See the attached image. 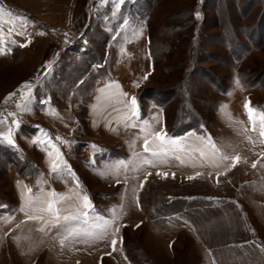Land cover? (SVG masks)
I'll list each match as a JSON object with an SVG mask.
<instances>
[{
    "label": "rangeland",
    "instance_id": "obj_1",
    "mask_svg": "<svg viewBox=\"0 0 264 264\" xmlns=\"http://www.w3.org/2000/svg\"><path fill=\"white\" fill-rule=\"evenodd\" d=\"M0 9V264H264V0H0ZM158 132L183 151L153 157ZM209 138L221 156H240L235 167L219 156V169L201 163ZM52 192L58 222L26 207ZM84 195L86 222L65 221ZM196 196L222 197L238 215L202 204L186 205L204 212L190 221L166 215L184 208L167 201ZM207 231L212 249L222 245L213 254Z\"/></svg>",
    "mask_w": 264,
    "mask_h": 264
},
{
    "label": "snow or ice",
    "instance_id": "obj_2",
    "mask_svg": "<svg viewBox=\"0 0 264 264\" xmlns=\"http://www.w3.org/2000/svg\"><path fill=\"white\" fill-rule=\"evenodd\" d=\"M2 11H3V9H0V12H2ZM197 18H199L198 14H197ZM21 19L24 20V18H21ZM2 22H3L2 19H0V23H2ZM25 23H26V21H25ZM20 46L24 47L26 45L21 44ZM0 54H2V53H0ZM145 79H147V77H145ZM235 82L237 84H239L238 79ZM22 87L25 89H29V94H30V85L29 84L26 83V84L22 85ZM109 87H111V85H109ZM131 106H132V115L135 116L137 114V111H136L137 101H136L135 97H133L131 100ZM17 107L19 108L20 105H17ZM244 108L247 112L249 122L252 123V131H256V117H255L254 109L247 102L245 103ZM0 122H2V121H0ZM13 123L16 124L17 127H19L18 122L13 121ZM259 126H260L259 127V137L261 138V142L264 143V113L259 115ZM3 139H6L8 144L12 145L13 140H12L11 131H9L8 135L6 137H3ZM155 140L158 141L159 143L157 144V146L154 149L151 150V155L157 159L167 157L170 152L174 153L177 150L183 151V148L178 145V142L176 140L167 139L166 135L161 134L159 132L155 133ZM149 144H150L149 140L145 139L144 140V151L146 153L150 151ZM207 147L211 148L212 155L214 157L219 156L221 160H225V161L231 159V165L228 167L227 170H231V168L235 167L236 164L240 161V156H238V155L232 156L231 158L226 156V155L221 156L220 153L218 152V150L216 149L215 144H213L211 142V138H209L207 141ZM197 151L200 152L201 157H204L205 152L203 149H198ZM176 158L179 159V157H176ZM145 163L151 164L152 161L145 160ZM256 167H257V164L253 163L252 168H256ZM59 168H60V164L53 161V163L51 165L52 171L55 172ZM221 174H223V173H221ZM189 179H192V177H189ZM77 187H79L78 183H77ZM141 187H143V184H141ZM26 191L28 193H31L32 190L30 188H27ZM59 199H65V198L60 197ZM56 204H57V197H56L55 192L49 193L47 199H44L40 196H37L34 198L29 197V199L26 201V207L27 208L32 209L33 211L47 213L48 215H50L52 217V219L54 221L58 222L60 220V215H59V210L56 208ZM91 209H92V204L90 203L88 196L84 195L81 198V205L77 209L76 214L74 216H65L64 220L65 221L70 220V219L78 220L81 217H83L84 222H86L89 211ZM21 210L24 211V208L22 207ZM38 218L39 217H36V216H29V219H38ZM44 223L46 224L47 221H44ZM115 224H116V218L114 217L111 221H105L103 225L98 226V228H100L99 233L89 232L88 235H90V236H95L98 234L103 235L109 227H113V226H115ZM40 230L43 231L44 229L41 228ZM115 232L116 233L119 232V227H115ZM70 235H72V233H70ZM117 242H118L117 239L111 240V244L113 245V247H115Z\"/></svg>",
    "mask_w": 264,
    "mask_h": 264
},
{
    "label": "trees",
    "instance_id": "obj_3",
    "mask_svg": "<svg viewBox=\"0 0 264 264\" xmlns=\"http://www.w3.org/2000/svg\"><path fill=\"white\" fill-rule=\"evenodd\" d=\"M168 131H170V134L172 136L175 135V134H178V133H175L173 129H168ZM217 198L218 197L216 196V199H210V198L209 199H206L204 197L200 198V196H196V197L190 198V199H187V198H177V199H173V200L167 201L168 202L167 203V206H169V208H171V205H173V204L182 205L184 208H180L178 210L175 209L173 211L168 212L166 215L167 216L168 215L170 216V215H173V214H175V215L178 214L180 216L186 217L188 219V221H190V218H188V215L191 214V212H192V215L193 214L195 215V213L196 214H198V213L199 214L204 213L203 211L201 212L200 209L187 210L188 207H186V205L188 206V204H191L192 206L193 205H197L198 206V204H202V205L205 206L206 211L208 210V212H213V213L218 212V213H221V214H224L225 212H228L229 213V211H228L229 207H233V210H234L233 213H235L236 215H238L237 214L238 211H237L236 206L234 205L233 202L224 200L222 197H220V199L219 198L217 199ZM221 198H222V200H221ZM233 213H231V214H233ZM196 219H198V220L200 219L202 221L204 220L202 218V215L201 216H198ZM240 221L241 220H240V218L238 216V222H240ZM240 233H241V231H239V228H238L237 229V233L235 235V238L238 237V240L237 241H240L241 240ZM210 237H211V235H209V233L207 231L206 234L205 235H202L201 238H202V242L204 243V245L206 246V248L210 249L211 252H212V254H213L214 252L220 250V248H222V245L221 246H220V244L214 245L213 246V249H212L211 248L212 246L210 245L211 244V242H210L211 238ZM232 243H235V241L229 242V244H227V245H230Z\"/></svg>",
    "mask_w": 264,
    "mask_h": 264
},
{
    "label": "crops",
    "instance_id": "obj_4",
    "mask_svg": "<svg viewBox=\"0 0 264 264\" xmlns=\"http://www.w3.org/2000/svg\"><path fill=\"white\" fill-rule=\"evenodd\" d=\"M74 1V0H73ZM74 16H76L75 18H78V16L79 15H77V13H75V11H74V13H73V8H72V10L70 11V17L71 18H74ZM80 17V16H79ZM200 149H203L204 150V152H205V155H204V157H201L200 158V161H201V163H203V162H208V165H210L212 168H216V169H219V168H221L220 167V164H221V160H219V158L217 159L216 157H214L213 155H212V152H211V150H210V147H207V144L204 146L203 145V143L201 144V148ZM191 156H192V154H191ZM188 158H190V155H187V156H185L184 157V160L185 161H188ZM205 160V161H204ZM226 168V167H225ZM201 180H205V181H207L208 180V177H205V176H202V175H200V177H199Z\"/></svg>",
    "mask_w": 264,
    "mask_h": 264
}]
</instances>
